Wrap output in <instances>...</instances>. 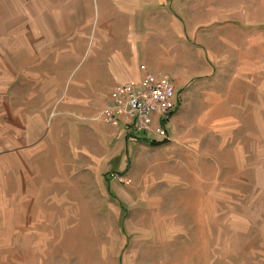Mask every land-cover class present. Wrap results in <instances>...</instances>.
Segmentation results:
<instances>
[{
    "label": "rangeland",
    "instance_id": "rangeland-1",
    "mask_svg": "<svg viewBox=\"0 0 264 264\" xmlns=\"http://www.w3.org/2000/svg\"><path fill=\"white\" fill-rule=\"evenodd\" d=\"M146 59L178 104L129 140ZM0 264H264V0H0Z\"/></svg>",
    "mask_w": 264,
    "mask_h": 264
},
{
    "label": "built area",
    "instance_id": "built-area-1",
    "mask_svg": "<svg viewBox=\"0 0 264 264\" xmlns=\"http://www.w3.org/2000/svg\"><path fill=\"white\" fill-rule=\"evenodd\" d=\"M139 69L142 73L139 81L121 82L112 88L99 117L133 134L166 139L169 134L164 119H170L178 104L176 85L169 76L156 74L146 64ZM114 178L122 176L115 173Z\"/></svg>",
    "mask_w": 264,
    "mask_h": 264
},
{
    "label": "crops",
    "instance_id": "crops-1",
    "mask_svg": "<svg viewBox=\"0 0 264 264\" xmlns=\"http://www.w3.org/2000/svg\"><path fill=\"white\" fill-rule=\"evenodd\" d=\"M142 64H146L148 66V68L150 70H152L153 72H156V74L158 73L159 75L160 74L167 75V76H169L173 80V78L171 77V75H169L170 73L167 72L164 68H162V66H161L162 64H160L159 61H157L156 59L155 60H153V59H150V60L149 59H146V61L144 63H141L140 65H142ZM140 65H138L137 69L135 68L132 71L131 75H128L129 78L126 81H139L142 78V73H141V71L139 69ZM161 70H163V73H159V72H161ZM170 120L171 119H169V118L168 119H164V124L166 125L167 123L170 122ZM114 127L126 131V133H127L126 135H127V138H129V140H134V138L135 139H140L142 137L148 138V136H146L144 134L137 135V134L130 133L123 126H114Z\"/></svg>",
    "mask_w": 264,
    "mask_h": 264
}]
</instances>
